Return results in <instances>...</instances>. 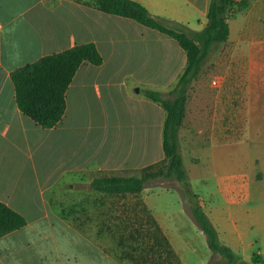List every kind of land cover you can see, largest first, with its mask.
I'll return each mask as SVG.
<instances>
[{"label":"crops","instance_id":"crops-1","mask_svg":"<svg viewBox=\"0 0 264 264\" xmlns=\"http://www.w3.org/2000/svg\"><path fill=\"white\" fill-rule=\"evenodd\" d=\"M86 1L0 0V200L27 218L26 225L0 237V264H127L104 249L108 244L96 242L92 223L85 227L66 219L52 193L60 182L72 185V179L86 178L90 188L98 176L139 175L144 165L164 157L160 148L165 110L138 92L142 87L170 91L186 66V52L172 36ZM137 1L170 24L192 30L206 25L211 2ZM232 11L229 38L213 52L219 46L225 49L216 63L224 69L225 93L236 94H230L229 100L219 94L215 103L222 110L230 106V128L237 131L240 125L242 132L251 124L264 125V0H238ZM89 41L97 43L103 63L81 64L66 92L62 120L52 128L41 126L19 108L10 72ZM222 118L220 114L217 121ZM226 128L223 122H215L206 131L213 139H224ZM206 131L199 130L200 134ZM256 165L263 171H255ZM240 171L246 182L236 176L225 179L222 192L236 195L235 201L250 200L257 176L264 192V153L261 161ZM138 195L178 254L160 211L142 191ZM84 200L73 197L68 204L80 209L88 203ZM81 210L92 218V206Z\"/></svg>","mask_w":264,"mask_h":264},{"label":"rangeland","instance_id":"rangeland-1","mask_svg":"<svg viewBox=\"0 0 264 264\" xmlns=\"http://www.w3.org/2000/svg\"><path fill=\"white\" fill-rule=\"evenodd\" d=\"M232 15L233 11L230 9L229 19ZM224 50L219 46L215 52H211L200 74L188 88L185 115L179 128V150L187 171L188 183L175 177H162L149 180L142 190L146 200L160 211L161 223L177 248L178 254H175L178 260L167 257V254H165V260H160L156 253L151 255V253L137 250L135 253L138 255L142 252L141 257L137 259V264H182L181 260L187 264H205V262L206 264H229L225 255L214 252L210 248L206 233L191 213L194 202H199L209 216L217 230L219 241L228 245L235 253L237 264H264V192L259 181L261 177L256 175L257 179L251 187L250 200H244L246 194L243 195L242 190L240 194L244 201L240 200L241 202L235 201L236 195L229 191L227 193L223 190L226 194L221 191L225 186V179L236 176L235 179L246 182L247 177L241 175L240 170L257 164L262 160L264 153L262 123L248 125V128L242 132L240 125L237 131L231 130L233 112L230 106L223 110L216 106L215 101L219 94L225 100L230 99V94H236V91L232 93L231 90L225 93L223 89L227 81L223 75L224 69L221 68L220 63H216L218 61L216 58ZM216 80L221 82L215 83ZM138 93L145 95L144 88L142 87ZM220 114L223 118L217 121ZM215 122H223L224 127H228L224 139L211 137L209 132L213 129ZM203 128L205 131L208 129L209 132L200 134L199 130ZM162 153L163 150L160 148V154ZM255 171L262 172V166L256 165ZM71 183L72 185L69 181L60 182L52 193L57 206L66 214V219L70 222L83 223L85 227L91 226L92 223L96 232L94 238L98 243L104 242L117 248L119 247L117 239L123 235L124 248L142 245L143 234L139 233V230L141 229L140 231L147 235L151 225L146 213L140 208L142 198L138 194L121 196L95 191L88 187L86 178L72 179ZM188 187L192 191L191 196L187 193ZM194 194H198L199 199H195ZM73 197L88 200L87 204L80 205V209L92 206L94 211L91 213L92 218L82 213V210L79 211V207H70L68 201ZM123 200L125 205L122 204ZM115 208L116 210L113 211ZM123 209L128 211L125 217H115V220H104L105 222L101 216L105 214L97 213L116 212ZM76 211L80 219L76 218ZM257 212H261L260 217L257 216ZM129 213L132 216L128 217ZM102 222L105 226H100ZM99 227L102 231L97 234ZM130 233H134L137 238H130ZM257 252L262 253L261 262L252 260L253 253ZM130 260V258L126 259V262L135 264V261Z\"/></svg>","mask_w":264,"mask_h":264},{"label":"trees","instance_id":"trees-1","mask_svg":"<svg viewBox=\"0 0 264 264\" xmlns=\"http://www.w3.org/2000/svg\"><path fill=\"white\" fill-rule=\"evenodd\" d=\"M237 2L238 0H211L206 25L201 30H192L186 25L176 22L170 24L164 18L153 15L137 0L86 1V4L101 11L133 18L146 26L172 36L187 55L186 66L170 91L144 89L146 97L160 104L166 113L162 130L164 157L144 165L139 175L111 174L95 177L90 182L91 189L106 194L126 196L140 193L151 179L175 177L188 183L187 171L179 150V128L185 115L188 88L200 74L204 62L215 46L229 38L228 13L230 9L235 8ZM103 61V55L97 43L89 41L43 55L32 62L14 68L10 72V77L15 86V97L19 108L43 127L56 126L66 112V92L78 68L84 62L100 65ZM191 192L188 187L189 196ZM193 197L199 199L198 194H194ZM191 207L193 217L207 235L210 248L214 252L225 255L229 264H235L234 252L219 241L217 230L201 204L194 202ZM140 208L146 213L151 225V230L148 229L147 235L142 233L141 229L139 230V233L143 234L142 245L124 248L123 235H119L120 238L117 239L119 247L105 245L104 249L123 262L130 258V261H135V264H137L138 257L142 255V252L139 255L136 254L137 250L151 253V255L156 253L160 260H165V254L167 257L178 260L167 236L143 200ZM124 209L120 214L110 212L102 215V220L110 221L115 220V217H125L128 211ZM105 216L106 218L103 219ZM130 216L132 215L129 213L128 217ZM26 224L27 218L24 214L0 200V237ZM106 225L109 226L108 223ZM100 226H105V224L102 222ZM101 231L99 227L97 234ZM113 237L116 238V236ZM129 237L137 238L134 233H130ZM252 260L261 262L262 256L254 253Z\"/></svg>","mask_w":264,"mask_h":264},{"label":"built area","instance_id":"built-area-1","mask_svg":"<svg viewBox=\"0 0 264 264\" xmlns=\"http://www.w3.org/2000/svg\"><path fill=\"white\" fill-rule=\"evenodd\" d=\"M217 82H221V81H220V80H219V81H218V80H216V81H215V83H217Z\"/></svg>","mask_w":264,"mask_h":264},{"label":"water","instance_id":"water-1","mask_svg":"<svg viewBox=\"0 0 264 264\" xmlns=\"http://www.w3.org/2000/svg\"><path fill=\"white\" fill-rule=\"evenodd\" d=\"M136 90L139 91V87H137Z\"/></svg>","mask_w":264,"mask_h":264}]
</instances>
